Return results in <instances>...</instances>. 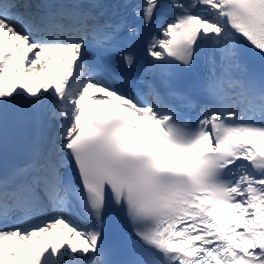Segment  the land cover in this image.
I'll return each mask as SVG.
<instances>
[{"label":"snow or ice","instance_id":"6c2138e0","mask_svg":"<svg viewBox=\"0 0 264 264\" xmlns=\"http://www.w3.org/2000/svg\"><path fill=\"white\" fill-rule=\"evenodd\" d=\"M253 55L264 0H0V140L10 122L30 137L0 173V264H264ZM110 212L127 259L104 245Z\"/></svg>","mask_w":264,"mask_h":264}]
</instances>
